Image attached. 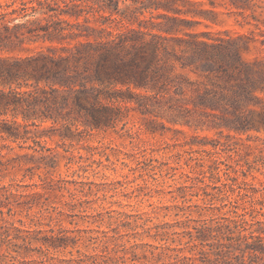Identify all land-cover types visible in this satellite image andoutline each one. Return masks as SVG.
I'll return each instance as SVG.
<instances>
[{"label": "trees", "instance_id": "1", "mask_svg": "<svg viewBox=\"0 0 264 264\" xmlns=\"http://www.w3.org/2000/svg\"><path fill=\"white\" fill-rule=\"evenodd\" d=\"M119 1L126 0H0V152L8 148L3 141L31 139L44 160L50 149L36 137L56 125L69 131L114 127L128 108L122 105L142 114L163 105L170 123L194 130H264V57L245 56L250 37L196 31L201 21L182 14L204 13L189 7L198 1L180 0V7L176 0H130L123 8ZM228 1L246 8L247 0ZM145 11L148 18L141 17ZM3 157L0 172L15 162ZM19 187L0 186V206L9 216L13 209L1 198L40 195L15 193ZM43 210L63 214L56 205ZM0 215V264H264V221L242 214L194 224L187 215L151 225L150 218L124 220L72 236L62 227L38 235L41 230L16 226L2 209ZM79 241L92 251H81ZM67 247L68 256L59 255Z\"/></svg>", "mask_w": 264, "mask_h": 264}, {"label": "rangeland", "instance_id": "2", "mask_svg": "<svg viewBox=\"0 0 264 264\" xmlns=\"http://www.w3.org/2000/svg\"><path fill=\"white\" fill-rule=\"evenodd\" d=\"M193 1L200 5L189 7L205 12L182 15L201 21L194 27L196 31H208L214 36L246 35L252 41L245 56L264 57V0H247L246 8L241 10L228 0ZM176 2L182 7L180 0ZM128 3L130 0L119 1L118 6L123 8ZM150 15L145 11L141 17ZM122 106L128 108L122 110L125 114L114 127L87 130L79 126L69 131L56 125V129L36 137L39 145L50 149L43 148V154L49 155L44 160L30 147L34 144L31 139L3 141L8 148L1 150L2 160L15 158V162L0 172V186L20 184L15 193H40L1 198L14 213L6 214L7 206L2 204L4 217L23 229L41 230L38 235L62 227L71 236L82 229L106 230L124 220L146 218L151 219L148 225L182 222L187 220L185 215L190 224L194 219L236 214L250 222L264 221V130L240 134L226 129L221 133L214 129L194 130L170 123L163 105L156 106L152 114H142L134 109L135 105ZM147 125L157 130L150 132ZM29 167L33 168L28 170ZM49 179L53 186L45 183ZM190 185L193 186L180 187ZM206 193L215 195V199L209 200ZM70 201L82 203L70 208L65 204ZM48 205L58 206L63 214L57 215L55 210L39 212ZM76 247L92 251L83 246V241ZM69 249L59 255L68 256Z\"/></svg>", "mask_w": 264, "mask_h": 264}]
</instances>
